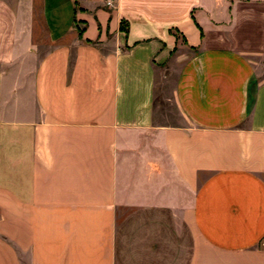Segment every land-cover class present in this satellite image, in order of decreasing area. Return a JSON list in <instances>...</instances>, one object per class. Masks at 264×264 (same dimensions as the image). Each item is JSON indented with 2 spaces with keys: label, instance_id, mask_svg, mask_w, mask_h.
Segmentation results:
<instances>
[{
  "label": "crops",
  "instance_id": "obj_1",
  "mask_svg": "<svg viewBox=\"0 0 264 264\" xmlns=\"http://www.w3.org/2000/svg\"><path fill=\"white\" fill-rule=\"evenodd\" d=\"M189 53L184 124H156ZM263 241L264 0H0V264H264Z\"/></svg>",
  "mask_w": 264,
  "mask_h": 264
},
{
  "label": "rangeland",
  "instance_id": "obj_2",
  "mask_svg": "<svg viewBox=\"0 0 264 264\" xmlns=\"http://www.w3.org/2000/svg\"><path fill=\"white\" fill-rule=\"evenodd\" d=\"M189 55L190 53L179 55L178 60L174 58L172 63L167 66V70H164L163 75L158 78L155 104L156 124L173 126L184 124V117L176 106L174 86L185 57ZM261 247L264 248V241Z\"/></svg>",
  "mask_w": 264,
  "mask_h": 264
},
{
  "label": "built area",
  "instance_id": "obj_3",
  "mask_svg": "<svg viewBox=\"0 0 264 264\" xmlns=\"http://www.w3.org/2000/svg\"><path fill=\"white\" fill-rule=\"evenodd\" d=\"M108 5H110V6H111V5H112V3H111V2H108Z\"/></svg>",
  "mask_w": 264,
  "mask_h": 264
}]
</instances>
